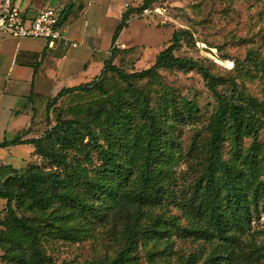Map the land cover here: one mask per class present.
Returning <instances> with one entry per match:
<instances>
[{"label": "rangeland", "instance_id": "obj_1", "mask_svg": "<svg viewBox=\"0 0 264 264\" xmlns=\"http://www.w3.org/2000/svg\"><path fill=\"white\" fill-rule=\"evenodd\" d=\"M141 2L133 0L134 6ZM153 6L168 8L167 17L154 13L143 15L142 12L135 15L137 19H149L150 25L158 29L142 30L141 22H136L130 31L134 40L145 42L146 52H158L169 44L174 31L188 30L190 34L178 45L176 56L191 58L207 68L222 94L221 98L214 95L198 69H164L153 77H133L132 73L155 62V58H149L141 47L145 44L129 46L136 49L118 54L117 65L126 72L124 80L115 72L105 71L108 93L119 95L132 117L130 128L119 132L118 140L112 141L120 160L131 167L127 191L137 190L140 186L141 157L145 153L142 142L146 144L144 132L149 124L141 110L149 108V114L162 126L166 135L161 150L168 140L173 142L169 166L171 180L166 184L167 192L162 200L152 207L113 208L103 219L91 214L86 220L77 207L59 198L50 200L42 210L31 209L28 204L20 207L17 203V211L42 226L39 245L53 264L111 261L125 249V225L134 217L147 230L140 234L127 264H264L262 202L258 207L250 205L249 220L243 228L231 230L237 241L234 250L222 258L219 240L197 231L208 221L201 216L200 203L195 197L203 189L206 166L219 156L229 165L239 168L237 187L248 203L252 201V187L255 186L251 159L260 182L264 184L263 116L257 117L255 132L244 131L238 136L228 123L224 124L215 152L211 147L210 131L211 117L219 101L232 99L234 79L243 95L237 99L252 95L264 101V67L256 61L264 62V0H154ZM106 95L91 91L66 95L56 101L52 99L49 109L31 127L33 137H45L43 145L50 147L52 142L47 141L46 132L66 120L91 123L95 118L100 124L106 117L105 106L102 105ZM193 105L197 109L191 111ZM113 130L112 127L102 131L97 129L101 137L99 143L108 146L103 138L110 136ZM87 142L82 148L64 152V157L58 162L33 147L31 152L27 150L24 153L22 160L9 164L11 168L1 170L0 181L29 169L54 173L65 178L68 188L86 203L95 202V197L85 188L84 177H98L100 147L89 143V136L85 135L83 144ZM224 174L220 168L218 175ZM96 204L98 209H102L100 202ZM6 214V200L0 199V219H4ZM155 217L159 218L158 230L151 228L157 220ZM229 217L232 219L234 216ZM64 227L74 229L75 234H64ZM2 228L0 225V230ZM7 247L0 241V264H20L4 257ZM213 255L218 258L211 260Z\"/></svg>", "mask_w": 264, "mask_h": 264}, {"label": "trees", "instance_id": "obj_2", "mask_svg": "<svg viewBox=\"0 0 264 264\" xmlns=\"http://www.w3.org/2000/svg\"><path fill=\"white\" fill-rule=\"evenodd\" d=\"M154 0H142L140 5L132 6L129 4L123 22L115 36V42L121 30L127 26L130 19L141 13L145 8H152ZM190 34L188 30H176L172 33L169 44L159 50L155 56V62L152 66L136 71L131 75L135 78L142 79L153 77L160 70L164 69H198L204 76L209 89L218 98L222 97L215 83L214 77L210 71L200 65L199 62L188 58L176 56L180 42ZM134 51L135 47L121 48L115 45L112 54L105 63V67L100 76L91 82L62 90L53 98L72 95L76 93H88L91 91H99L107 94L106 100L103 102L105 106L106 117L99 124L93 118L91 123L84 120H66L60 126H54L46 132L47 141L51 143L50 147L43 145L44 138H28L24 139L23 135H18L12 140L6 141L0 146L29 144L31 148L47 154L58 162L64 157L66 151L82 148L88 144L84 143L85 135L89 136V143H94L100 147L99 160L100 173L96 179L85 178V188L95 197V202L86 203L82 197L78 196L68 188V182L65 178L59 177L58 174L40 172L29 169L24 173H17L15 176L10 175L4 181H0V199L6 200V217L0 219V241L8 245L5 258L15 260L20 264H53L50 257L46 256L40 248L39 239L42 234V226L34 224L32 220L20 215L17 211L16 204L20 207L28 204L29 208L45 209L48 202L54 198H59L73 207H77L79 212L89 219L91 214L103 219L113 208H127L130 206L152 207L160 203L164 194L167 192V182L171 180L169 166L172 163L171 150L173 142L168 140L165 148L161 150L160 146L165 137L162 126L157 119L149 114V108L141 110L146 114L145 119L148 120V126L144 135L146 144L142 142L144 155L141 157L142 169L140 170V186L137 190L127 191L128 179L131 173V167L120 160L118 150L112 146V141L116 142L119 138V132L125 131L131 126L132 117L127 107L124 106L119 95L108 93L106 83V72H115L117 77L123 80L126 72L121 70L117 65V56L125 50ZM264 67V62L256 59ZM234 90L231 100H221L217 104L215 111L211 117V147L213 152L216 150V143L221 140L222 128L224 124H229L233 133L239 135L241 132H255V124L258 116L264 117V101L255 96L247 95L243 99L237 97L243 96L240 91L239 83L234 79ZM106 105L105 103H108ZM50 105H48L49 109ZM197 108L193 105L191 111ZM113 128V132L108 137H104L108 146L99 143L97 129ZM218 155V154H217ZM255 160V159H254ZM252 177L255 186L252 187V201L248 203L246 198L240 194L237 187V176L240 172L239 168L232 164L229 165L220 158L213 159L206 166V173L203 179V189L198 192L195 197L199 200L202 217H205L208 224L200 225L197 231L206 233L210 238H216L221 243L222 255L225 257L234 250V244L237 241L235 233H230L233 228H243L245 222L249 220L248 213L251 204L258 207L262 202L264 204V184L260 182L259 176L256 174L254 161L251 159ZM11 168L9 164H2L1 170ZM220 168L225 172L224 175H218ZM20 185V188L18 187ZM194 197V198H195ZM96 202H100L102 209H98ZM229 216H234L230 219ZM157 218V217H155ZM158 230L160 228L159 218L154 220L153 226ZM147 228H143L137 217L127 225H125V249L114 257L111 261H92L85 264H127L131 258L130 253L134 250L140 234L145 233ZM62 232L66 235L75 234L74 229L64 227ZM218 256H211V260Z\"/></svg>", "mask_w": 264, "mask_h": 264}, {"label": "crops", "instance_id": "obj_3", "mask_svg": "<svg viewBox=\"0 0 264 264\" xmlns=\"http://www.w3.org/2000/svg\"><path fill=\"white\" fill-rule=\"evenodd\" d=\"M14 1L27 22L43 9L59 10L60 28L68 40H55L52 45L43 37L0 33V144L18 135L33 138L31 127L46 113L51 100L64 89L100 76L115 45L145 44L130 33L134 23L140 21L142 30L158 29L149 19L132 18L115 42L126 4L134 6L133 0ZM141 47L146 52L147 44ZM158 52L145 54L155 58ZM27 150H32L29 144L0 146V166L19 162Z\"/></svg>", "mask_w": 264, "mask_h": 264}, {"label": "built area", "instance_id": "obj_4", "mask_svg": "<svg viewBox=\"0 0 264 264\" xmlns=\"http://www.w3.org/2000/svg\"><path fill=\"white\" fill-rule=\"evenodd\" d=\"M129 7V4H126ZM166 7L145 8L143 15H163L167 17ZM61 12L53 8L41 10L36 17L27 22L22 10L14 0L0 2V33L15 37H43L53 45L55 40H68L60 28ZM75 45V44H74Z\"/></svg>", "mask_w": 264, "mask_h": 264}]
</instances>
